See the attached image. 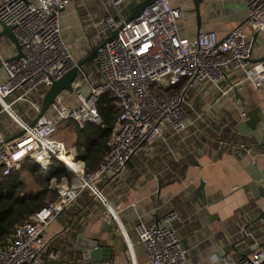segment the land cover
<instances>
[{
    "label": "built area",
    "instance_id": "built-area-1",
    "mask_svg": "<svg viewBox=\"0 0 264 264\" xmlns=\"http://www.w3.org/2000/svg\"><path fill=\"white\" fill-rule=\"evenodd\" d=\"M1 1L0 22L14 29L23 57L2 60L6 80L0 84V114L11 110L6 101L10 95L20 93L17 100H28L27 96L40 86L48 91L78 62L63 38L62 26V11L75 0ZM142 1L94 0L91 12L83 0V11L89 13L85 35L92 46L103 45L92 62L78 69L71 93L76 105H67L61 93L35 127L21 136L7 139L0 128V183L21 171L27 159L44 169L57 159L74 173L71 181L53 182L58 199L16 229L9 247L0 248V264H47L46 258L57 261V254L50 249L51 225L88 190L105 201L102 187L122 174L144 149L152 150L158 142L168 143L171 136L183 134L190 127L198 129L203 115H188V93L206 82L220 86L224 67L244 71L245 82L261 94L264 110V61H253L254 43L249 40L250 34L264 33V0H246V22L223 39L213 31H202L195 39L181 36L178 22L183 11L171 0H157L128 21ZM117 31V37L109 40ZM109 93L118 99L120 113L108 151L96 171L87 173L75 150H67L52 138L63 121H74L80 127L102 126L98 105ZM34 108L39 114L41 107L34 104ZM224 145L220 142L219 148ZM107 206L121 223L118 211L122 208ZM179 219L173 210L158 225L143 221L136 225L147 264L186 263L189 252L174 227ZM245 235L253 236L248 232ZM128 246V264H138L134 245L129 241ZM90 261L89 253L84 252L81 263ZM222 264H264V239H256L253 250L242 257L225 256Z\"/></svg>",
    "mask_w": 264,
    "mask_h": 264
},
{
    "label": "crops",
    "instance_id": "crops-1",
    "mask_svg": "<svg viewBox=\"0 0 264 264\" xmlns=\"http://www.w3.org/2000/svg\"><path fill=\"white\" fill-rule=\"evenodd\" d=\"M171 1L183 11L178 22L183 37L195 39L202 31H213L223 39L247 20L246 0H203L200 27L193 0ZM84 2L94 12V0ZM83 5V0H75L62 11L63 38L77 61L85 59L93 49L84 31L89 13L83 11ZM1 31L0 26V84L6 80L2 60L17 55L15 45ZM249 40L254 42L253 61H257L264 56V33L250 34ZM223 74L220 86L206 82L188 93V115H203L198 129L190 127L183 134L171 136L168 143L158 142L152 150L144 149L122 174L102 187L105 201L88 190L51 225L52 252L58 259L52 262L46 258L47 264H83L85 251L76 249L79 235L114 249L112 262L91 260L86 264H126L130 252L124 249L123 239L134 245L138 264H147L135 227L140 221L160 223L173 210L180 218L174 227L189 252L185 264H219V254L224 249L226 256L242 257L253 250L256 239H264V221L255 222L264 213V197L257 199L247 191L264 185L261 94L245 82L243 70L228 65ZM46 92V87L40 86L27 96L28 100H17L20 93L6 99L11 110L1 112L0 128L7 139L18 137L25 124L34 120V104L41 107ZM65 103L76 105L72 97ZM52 139L61 142L57 135ZM220 142L225 143L222 148ZM242 145L251 152L246 153ZM66 149L75 150L76 159L85 165L75 148ZM25 180L28 184L33 181L29 174ZM107 204L122 208L118 211L121 223ZM104 224L107 229L110 224L113 231L104 230ZM247 232L253 236L245 235Z\"/></svg>",
    "mask_w": 264,
    "mask_h": 264
},
{
    "label": "trees",
    "instance_id": "trees-1",
    "mask_svg": "<svg viewBox=\"0 0 264 264\" xmlns=\"http://www.w3.org/2000/svg\"><path fill=\"white\" fill-rule=\"evenodd\" d=\"M179 90L180 87L175 88L174 92ZM98 109L103 118L102 126L86 124L80 127L74 121H63L55 134L56 138L64 128L70 127L69 125L74 127L77 136L74 148L78 158L84 161L87 173L96 171L109 149L113 128L120 113L118 99L111 93L105 94L100 99ZM66 161L71 163L68 159ZM26 174L35 182L34 188L26 182ZM73 178L72 170L57 159L53 160L48 169L27 159L21 171L4 178L0 183V248L9 247L19 226L48 203L58 199L57 190L52 187L53 182L71 181Z\"/></svg>",
    "mask_w": 264,
    "mask_h": 264
},
{
    "label": "water",
    "instance_id": "water-1",
    "mask_svg": "<svg viewBox=\"0 0 264 264\" xmlns=\"http://www.w3.org/2000/svg\"><path fill=\"white\" fill-rule=\"evenodd\" d=\"M155 1L157 0H144L142 1L140 4H138V6L135 8V10L133 11V13L129 16L128 21L133 20L134 18L138 17L145 8H147L148 6L152 5ZM194 2V6L196 8V12H197V20H198V25L199 27L201 26V15H200V11H201V5L203 3V0H193ZM0 26L2 28L1 31V35H5L8 37V39L15 45L16 50H17V55L14 56L12 58V60H19L23 57V51H22V45L19 43V41L17 40V38L15 37L14 34V29L12 27H9L3 23L0 22ZM118 35V31L115 32L111 38H116ZM254 43V42H253ZM103 44L94 47L91 52L89 53V55L81 60L78 61L76 66L74 68H72L70 71H68L64 76H62L60 79L54 81L52 83V86L50 87V89L46 92L43 101H42V106H41V110L40 113L37 114V116L34 118V120L27 124L26 129L19 134V136H21L22 134H24L28 129H32L35 127V125L38 122V119L44 115L47 110L50 108V106L55 102L56 98L64 91H67L69 93H73V82L76 79L77 75H78V69L81 68L82 66H84L87 63L92 62L93 58L95 57L97 51L99 50V48L102 46ZM258 62H262L264 61V56L262 58H260L259 60H257ZM238 96V95H237ZM38 165V164H37ZM39 166V165H38ZM252 191L253 195L259 199L260 197H264V185L260 186V187H253L247 189V191L249 192ZM264 221V213L261 212L260 216L255 220V222L257 221ZM159 223H157L158 225ZM107 224H104L103 229L104 230H108V232H112L113 231V227L108 224V229H107ZM117 243H119V240H117ZM76 249L81 250V251H85L87 253H89L91 260L93 262L96 263H110L114 260V249L112 247L109 246H103L99 240H91L88 238H85L81 235H79L77 237V241H76ZM227 254V251L224 249L223 251L220 252L219 254V264H222L223 259L225 258Z\"/></svg>",
    "mask_w": 264,
    "mask_h": 264
},
{
    "label": "rangeland",
    "instance_id": "rangeland-1",
    "mask_svg": "<svg viewBox=\"0 0 264 264\" xmlns=\"http://www.w3.org/2000/svg\"><path fill=\"white\" fill-rule=\"evenodd\" d=\"M92 34V33H91ZM95 46H93V48H94ZM63 94V98L65 99V101H68V98L69 97H72V99H74L75 98V96H74V94H71V93H69V92H66V91H64V92H62ZM72 124V123H71ZM70 127H67V128H65V129H63L61 132H59V134H58V136H57V138L61 141V142H63L64 144H65V146H66V148H70V147H73L74 148V145H75V142H76V130L74 129V127L72 126V125H69ZM67 162V161H66ZM68 164V163H67ZM29 184L31 185V187H35V182L34 181H32V180H30L29 181ZM124 235H125V233H124ZM125 238H126V236H125ZM123 239V238H122ZM121 239V240H122ZM127 239V238H126ZM128 240V239H127ZM129 241V240H128ZM122 244H123V247H124V249L125 250H127L128 251V249H129V252H130V248H129V246H127V244H128V242H126V240H122ZM51 250H53L54 249V246L52 247V245H51V248H50ZM50 250V251H51ZM128 261H129V259L127 258V261H125V263L126 264H128Z\"/></svg>",
    "mask_w": 264,
    "mask_h": 264
}]
</instances>
